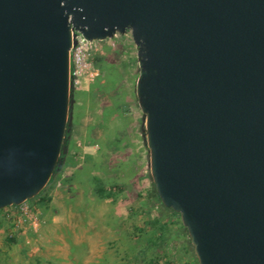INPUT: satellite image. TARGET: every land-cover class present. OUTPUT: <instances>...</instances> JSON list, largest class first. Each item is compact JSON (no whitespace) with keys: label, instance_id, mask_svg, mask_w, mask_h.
<instances>
[{"label":"water","instance_id":"water-1","mask_svg":"<svg viewBox=\"0 0 264 264\" xmlns=\"http://www.w3.org/2000/svg\"><path fill=\"white\" fill-rule=\"evenodd\" d=\"M127 32L162 206L198 264H264V0H0V210L57 165L77 33Z\"/></svg>","mask_w":264,"mask_h":264},{"label":"rangeland","instance_id":"rangeland-1","mask_svg":"<svg viewBox=\"0 0 264 264\" xmlns=\"http://www.w3.org/2000/svg\"><path fill=\"white\" fill-rule=\"evenodd\" d=\"M89 62L97 78L70 88L66 160L79 163L86 148L94 147L99 177L118 179V202L99 204L102 219L91 228H71L62 210L40 207L36 198L18 209L0 210V264H148L152 258L154 264H196L180 217L162 215V233L150 225L160 205L152 196L145 116L135 93L137 47L131 33L94 41ZM11 235L17 244L8 243Z\"/></svg>","mask_w":264,"mask_h":264},{"label":"crops","instance_id":"crops-1","mask_svg":"<svg viewBox=\"0 0 264 264\" xmlns=\"http://www.w3.org/2000/svg\"><path fill=\"white\" fill-rule=\"evenodd\" d=\"M67 161L51 191L49 205L51 209L62 210L67 215L71 228H91L93 223L97 227L99 219H102V216L99 217V204L112 206L118 202L117 199H99V181L106 186H119L118 179H114L113 175L111 178L99 177V156L94 147L86 148V155L80 158L79 163ZM129 187L130 184L127 189Z\"/></svg>","mask_w":264,"mask_h":264},{"label":"trees","instance_id":"trees-1","mask_svg":"<svg viewBox=\"0 0 264 264\" xmlns=\"http://www.w3.org/2000/svg\"><path fill=\"white\" fill-rule=\"evenodd\" d=\"M68 136H69V132H65L64 134V138H63V142H62V147H61V151L59 154V158L57 161V165L49 179V181L47 182L46 186L44 187V189L33 199H38L39 202V206L40 207H47L51 201V196H50V191L53 189L54 185L56 184L58 178L60 177V175L63 172L64 169V164L66 161V157L68 155L69 152V140H68ZM47 187V190H46ZM117 186L116 185H109L106 186L103 184L102 181H99V199H112L115 200V189ZM153 187V194L152 196L156 198V200L159 201V205H160V211L156 212V215L153 216L150 220V225L156 230H159L161 233L164 230V225L160 224V219L162 217V215H166V214H171L173 216H177L179 217L178 214L174 213L172 210L170 209H166L162 206V204L160 203V200L156 194V191L154 189V186L152 184ZM14 209H18L17 206H11ZM186 231V230H185ZM160 237V235H159ZM8 243L10 244H17L19 242V240L16 238L15 235H11L8 238ZM195 262L196 264H198L195 256H194ZM156 262V259L152 258L148 261V264H154Z\"/></svg>","mask_w":264,"mask_h":264},{"label":"built area","instance_id":"built-area-1","mask_svg":"<svg viewBox=\"0 0 264 264\" xmlns=\"http://www.w3.org/2000/svg\"><path fill=\"white\" fill-rule=\"evenodd\" d=\"M93 42L94 41H86L77 33L76 45L71 46L68 53L69 88L79 86L82 80L93 82L97 78L98 72L89 62Z\"/></svg>","mask_w":264,"mask_h":264}]
</instances>
